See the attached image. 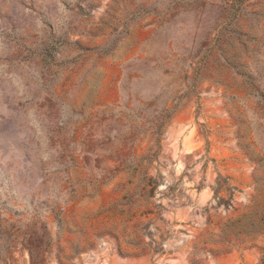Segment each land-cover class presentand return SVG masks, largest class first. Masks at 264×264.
Instances as JSON below:
<instances>
[{
	"label": "rangeland",
	"instance_id": "1",
	"mask_svg": "<svg viewBox=\"0 0 264 264\" xmlns=\"http://www.w3.org/2000/svg\"><path fill=\"white\" fill-rule=\"evenodd\" d=\"M0 264H264V0H0Z\"/></svg>",
	"mask_w": 264,
	"mask_h": 264
}]
</instances>
